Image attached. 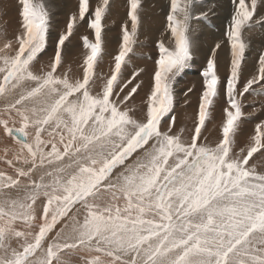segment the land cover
<instances>
[{
	"label": "snow or ice",
	"instance_id": "snow-or-ice-1",
	"mask_svg": "<svg viewBox=\"0 0 264 264\" xmlns=\"http://www.w3.org/2000/svg\"><path fill=\"white\" fill-rule=\"evenodd\" d=\"M17 2L18 29L0 35V134L12 142L0 148V264H264V165L251 163L264 156V120L238 144L244 97L256 86L264 93V53L241 82L258 0H231L228 75H219L218 42L200 73L193 127L179 131L174 85L193 56L194 0H169L139 109L131 101L145 70L123 74L139 43L143 0H127L106 76L96 69L111 0H77L38 69L50 9L46 0ZM81 23L92 38L81 37L85 55L74 73L64 49ZM221 93L219 136L208 142Z\"/></svg>",
	"mask_w": 264,
	"mask_h": 264
},
{
	"label": "bare ground",
	"instance_id": "bare-ground-1",
	"mask_svg": "<svg viewBox=\"0 0 264 264\" xmlns=\"http://www.w3.org/2000/svg\"><path fill=\"white\" fill-rule=\"evenodd\" d=\"M113 1L114 0H112V2ZM116 1H117L116 3H118V8L120 7L119 3H121L123 5V7L121 8L120 11L117 10L120 14V17H119L118 21L116 22L115 28H113L110 33L107 32V35L109 34L110 36H105V38L108 39L106 42L115 43V44L120 42V36L117 39L115 36V32L118 30V34L121 35V32H119V30L121 29V25L127 19V15H126V13H127V0H116ZM226 1H227V3H225V0H194L193 15L195 13H198L201 16V18H197V19L191 21L192 30L193 31L198 30L197 33L193 32L191 30L192 34H193V35L191 34V40H192V45H193L192 51H193L194 59H193V61L190 62V66H188V68L191 70V74L187 75L184 71L179 76V77L183 76V77L187 78L186 80H184L185 79L184 78L181 81V84L186 85L185 87H183V85H182V87L179 89L181 94L182 93L185 94V92H187V90L190 87L192 88V91L190 93H188L187 96L184 95V97H182V99H181V100H184V103L183 104L181 103V105L179 107H176L177 109H176L175 117L177 120L181 118V120L179 122H177V123L175 122V125L176 124H177V126L180 125L178 129L176 128L177 131H179V129L182 125L186 126L188 129H191L193 127V124L195 121V116L193 115V117L191 118V116L189 117V115H187L186 113H193V112L195 113L196 109L194 111H191V110L198 107L199 101H197V99L199 98V94H200L201 88H202V77H201L200 73L203 70V68L206 67L207 60L211 56V52H212L211 50L213 49V47L218 42L221 43V48L217 50V54H216V59L218 62V69H219V75L221 76L222 79L228 75L229 64H230V47H229L227 38L225 36V31H226L227 25L230 23V18H231L232 12H233V4H232L231 0H226ZM46 2L48 4V6H50L51 13L55 10L54 13H55L56 18H55V20L52 19V22L54 20L53 27L54 26L58 27L57 29L56 28L54 29L53 27L50 28L51 30L49 29L48 42H50L52 39L56 40L57 32L62 31L65 28L68 16L75 9L77 3L74 2V4L72 5L71 3L67 4L65 2V5L62 7V6H60L59 0H47ZM259 2H260V0H259ZM0 3H1L0 5L5 6V7H8L11 3L16 4V6L14 7V10L12 12H10L8 9L1 14V16L6 19L5 21L7 24V28L9 30V33L12 36L13 33H15L19 27L18 2H17V0H0ZM92 3H93V5H95L96 0H92ZM70 4H71L73 9L69 8V7H71ZM112 4H114V3H112ZM113 7H114V5H113ZM226 8L228 9V11ZM257 8H258V10H257V15H256L255 19L258 21V20L264 18V6H261V2H260L259 6H257ZM114 9L110 8V11L114 12L115 11ZM143 9L147 10V12L143 10L145 18L142 20L141 28L145 31L146 35L154 36L153 34H159L160 31L155 30V28H160L158 26L160 24H164V25L167 24L166 17H167L168 11H169V0H143ZM160 9H162L163 11L160 12L159 11ZM223 9L226 10V14H225ZM116 12H114V13H116ZM201 13H205L206 15L202 16ZM206 17L209 18L208 21L205 20ZM116 20H117V18H116ZM80 25H79L80 27H79V31H78L79 35L76 34L77 35V38H76L77 43L75 45V48L72 45L73 49H76V50H73L74 53H76V54H71V55L69 54L70 57H69V55L65 56V59H68V60L70 59L69 63L72 65L74 70L78 69L77 65L82 62L83 56L85 55V49L83 48V45H82V40H81L82 35L81 34H83V36L88 35L90 39L92 38L91 32L87 28V24L81 23ZM262 27H264V21L260 23L259 28H262ZM246 32H248V30H246ZM162 33H163V30H162ZM104 34H106V32ZM247 37H250L249 40L251 41V46H253L254 43H256L257 46H253V47H255L254 51H252V52L248 51L245 54V61H244V66H243L244 69H243V73H242V83L246 79L250 78V76L252 74H254L256 67H257L258 58L262 53H264V31H260L255 36H247ZM163 38L165 39V43H167L166 35ZM54 44H55V42H54ZM73 44H74V42H73ZM142 48H143V46H142ZM115 49H116V51H118L117 47H115ZM144 49H145V51H147L146 47ZM249 49H251V48H249ZM111 50H113V49H111ZM137 50H138V47H137ZM257 52H258V54H257ZM152 53L153 54L151 56L149 55L150 56L149 58H144V57L129 58V63L126 67V69H127L126 71L128 73L130 72V74L132 73V71H133L132 69L135 67V64L137 65V68H141V67L147 68V69L143 68L145 71L139 77V79L144 81V85H143L142 89L139 90V94L137 96V99H140L141 97H142L141 99H144L145 94L148 91V82L150 80L151 71L154 67V59L157 57L156 55L158 54L157 51L155 53L153 51ZM51 54H53V53H51ZM246 57H247V59H246ZM108 59H109V57H108ZM78 71H79V69H78ZM128 73H126V74L128 75ZM194 81H197V82H194ZM193 83H195V84L198 83V84L193 85ZM256 87H257L256 92L246 94V96L244 97V100H243V102H245L247 104V107L246 108L244 107V109H246L250 114L252 111H259V108L263 107V105H264V93L260 92L259 86H256ZM221 96H222V98H220V101L217 99L219 101V106H217L219 109H216L217 114L215 116V119L208 121L207 125H206L207 127L205 129V131L208 132L209 130H211V129L213 130L215 128V131L213 132V137H214V134L219 135V126H220L221 121H222L223 108L225 107V99H224V96L222 93H221ZM256 100L259 103H255ZM215 104L218 105V103H215ZM260 109L261 110L259 112L263 114V120H264V108H260ZM216 111H214V112H216ZM251 115H253V114H251ZM212 116H211V118H212ZM249 117L248 118L245 117L242 120L240 127H242L243 125L245 126V128L248 125L255 127L256 123L261 121L259 119L258 120L254 119V118H258V117H250V118ZM250 134H251V131L248 130V128H246L245 131H243L245 141H243L241 139L240 140L242 142L247 143ZM213 140H214V138H213ZM3 142L4 143H2V144H4V145L9 144V143H7V140H5V138H4ZM2 144L0 143L1 146H4ZM0 167H1L0 169H3V168H5V165L2 162H0Z\"/></svg>",
	"mask_w": 264,
	"mask_h": 264
},
{
	"label": "rangeland",
	"instance_id": "rangeland-1",
	"mask_svg": "<svg viewBox=\"0 0 264 264\" xmlns=\"http://www.w3.org/2000/svg\"><path fill=\"white\" fill-rule=\"evenodd\" d=\"M47 1V0H46ZM59 2H60V6H64L65 5V2L68 4V3H71L72 5L74 4V2L75 3H77V0H59ZM73 2V3H72ZM117 1L116 0H114L113 2H112V0H111V8L112 9H114L115 7V11L114 12H116L117 10H121V8L123 7V5L121 4V3H119V8H118V3H116ZM112 3H114V4H112ZM225 3H227V1L225 0ZM1 4V3H0ZM66 4V5H67ZM71 4H70V6H71ZM259 4H260V2H259V0H258V6H259ZM113 5H114V7H113ZM16 6V4H10L8 7H5V6H2V5H0V35H2L4 32H6L7 33V35H8V37L10 38L11 37V34L9 33V30H8V28H7V24H6V19L4 18V17H2L1 16V14L3 13V12H5L6 10H8L9 9V11L10 12H12L13 10H14V7ZM49 7V9H50V6H48ZM70 9H73L72 8V6L71 7H69ZM68 8V9H69ZM118 8V9H117ZM69 9V10H70ZM227 9V8H226ZM144 10V9H143ZM224 10V12H225V14H226V10L225 9H223ZM144 11H146L147 12V10H144ZM160 12H162L163 10L162 9H160L159 10ZM227 11H228V9H227ZM55 10L51 13V11H50V17H51V19H50V28H52L53 27V22H54V20H55V18H56V16H55ZM111 12V11H110ZM109 12V14H108V17H107V19H106V21H105V24H106V28H105V32H106V34H104V38H105V36H110L109 34L107 35V32L108 33H110L111 32V30L113 29V28H115V25H116V22L118 21V19H119V17H120V14H119V12L117 11L116 13H114L113 11L110 13ZM54 13V14H53ZM53 14V15H52ZM111 14V15H110ZM117 14V15H116ZM142 20L145 18V16H144V12H142ZM197 14V15H196ZM114 16V17H113ZM117 16V17H116ZM194 19L193 20H195V19H197V18H201V16L198 14V13H195L194 14ZM116 18H117V20H116ZM52 19H54L53 20V22H52ZM205 20L206 21H208L209 20V18H205ZM258 21H260V23L261 22H263L264 21V19H260V20H258ZM260 23H257L256 25H254L251 29H249L248 30V32H246L245 31V36H244V38H245V40H246V42H247V44H248V47H247V49H246V53L248 52V51H254L255 49V47H253V46H257V44L256 43H254L253 44V46H251V41L249 40V38L250 37H247V36H255V35H257V33H259L260 31H264V27H262V28H259V26H260ZM81 26V25H80ZM79 26V27H80ZM160 28H155V30H157V31H160V33L159 34H153L154 36H152V35H146V33H145V31L141 28V30H140V32H139V43L136 45V47H135V49H134V51H133V53H131L130 54V58H134V57H144V58H149L153 53V51H154V53L157 51V49H156V44H157V42L159 41V40H161V36H162V30H163V33H165V29H166V25H164V24H160V25H158ZM79 27H78V29L74 32L75 34H73V36L70 38V41H68V42H66V46H65V49H64V56H67V55H71V54H76V53H74V51L73 50H76V49H73V47L75 48V45H76V43H77V41H76V38H77V35H79ZM49 28V29H50ZM54 29L56 28H58L57 26H54L53 27ZM51 30V29H50ZM53 30V29H52ZM107 30V31H106ZM121 30V29H120ZM119 30V32H121ZM191 30H192V28H191ZM54 31V30H53ZM193 31V30H192ZM192 31H190V37H191V34H192ZM60 32L61 31H58L57 32V38H56V40H54V39H52L50 42H48V49H46V51L39 57V62L36 64V68L38 69L39 67H40V64H42V63H46L48 60H49V58H50V56L52 57L53 56V54H54V51H55V46H56V41H57V39H58V36H59V34H60ZM193 32H198V30H194ZM82 33V32H81ZM80 33V34H81ZM77 34V35H76ZM142 34V35H141ZM82 36H83V34H81ZM193 35V34H192ZM49 36V35H48ZM115 36H116V38L118 39L119 38V36H121L120 34H118V30L115 32ZM157 36V37H156ZM74 38V39H73ZM157 38V39H156ZM159 38V39H158ZM75 40V41H74ZM108 39H104V54H103V57H102V60L100 61V63H99V65L97 66V69H96V71H98L97 72V74L98 75H104V76H106V75H108L109 73H110V70H111V66H112V64H113V57L112 56H114L115 54H116V49H115V47H117V48H119V42L118 43H110V42H106ZM250 41V42H249ZM54 42H55V44H54ZM73 42H74V44H73ZM53 43V44H52ZM68 44V45H67ZM250 44V45H249ZM51 47H50V46ZM72 45H73V47H72ZM145 45V46H144ZM142 46H143V48H142ZM113 47V48H112ZM137 47H138V50H137ZM146 47V50L147 51H145V48ZM149 47V48H148ZM113 49V50H111V49ZM249 48H251V49H249ZM106 50V51H105ZM145 52H144V51ZM110 51V52H109ZM140 51V52H139ZM212 51V50H211ZM107 52V53H106ZM193 52V51H192ZM51 53H53V54H51ZM148 53V54H147ZM151 53V54H150ZM245 53V54H246ZM51 54V55H50ZM112 54V55H111ZM257 54H258V52H257ZM70 55H69V57H70ZM150 55V56H149ZM109 57V59H108V57ZM154 56V55H153ZM157 56V55H156ZM155 56V57H156ZM68 57V58H69ZM248 57V56H247ZM247 57H246V59H247ZM107 61H106V60ZM193 59H194V56H192V59H191V61H193ZM190 61V62H191ZM70 62V59L68 60V59H65V66H67L68 64H70L69 63ZM190 62H189V65L188 66H190ZM110 64V65H109ZM243 66H244V64H243ZM141 68H145V67H141ZM99 69V70H98ZM135 69H138L137 68V65L135 64V67L132 69L133 71L135 70ZM145 69H147V68H145ZM243 69H244V67H243ZM127 69H125V71H124V78L125 79H127V78H129V76H130V72L128 73L127 71H126ZM103 71V72H102ZM132 71V72H133ZM185 73L188 75V74H191V70L187 67L185 70ZM183 71V72H184ZM79 71H78V69L76 70H74V73H78ZM105 72V73H104ZM182 72V73H183ZM126 73H128V75L126 74ZM181 73V74H182ZM106 74V75H105ZM180 74V75H181ZM179 75V76H180ZM178 76V78H177V80H176V82H175V85H174V88H175V100H174V111H173V113H172V115H175V113H176V107H179L180 105H181V103L183 104L184 103V100H181L182 99V97H184V93H182L181 94V92H180V88L182 87V85L183 84H181V81L185 78V77H183V76H181V77H179ZM187 78H185L184 80H186ZM102 81H98L97 82V87L99 86V84L101 83ZM194 82H197V81H194ZM242 82V81H241ZM196 84H198V83H196ZM195 83H193V85H196ZM192 85V86H193ZM186 85L184 84L183 85V87H185ZM145 88V87H144ZM191 88V87H190ZM137 96L138 95H136L135 96V98L131 101V104L132 105H134V106H136V108L137 109H139L140 107L139 106H141V102H142V100L143 99H137ZM199 96H200V94H199ZM144 98V97H143ZM220 98H222V96L220 95L217 99L220 101ZM141 100V101H140ZM216 101V103H218V105L217 104H215L214 105V110H213V113H212V118L210 119V120H214L215 119V116H216V114H217V111H216V109H219L217 106H219V101ZM197 101H199V98L197 99ZM255 103H259L257 100H256V102ZM244 105H245V108L247 107V104L244 102ZM260 108H264V105H263V107H260ZM259 108V111L261 110ZM196 109V111H195V113L193 112V113H186L187 115H189V117L191 116V118L193 117V115L196 117V113H197V109H198V107H196V108H194L193 110H191V111H194ZM214 111H216V112H214ZM259 111H252L251 112V114H253V115H251L246 109H244V112L246 113V118H248L249 116L250 117H258V118H254L255 120H263V114L262 113H260ZM215 113V114H214ZM141 115V113L140 112H137V116H140ZM249 117V118H250ZM181 120V118L180 119H176V123L177 122H179ZM209 120V121H210ZM165 123V126L167 125V120L164 122ZM176 127H175V130H177L178 128H179V126L180 125H178L177 126V124L175 125ZM184 125H182L181 127H180V129L181 128H185L186 130H188V128L186 127V126H184ZM207 127V126H206ZM177 128V129H176ZM243 128V129H242ZM246 128H248V130H250L251 131V134L253 133V130H254V127L253 126H251V125H248ZM245 126L243 125L242 127H240V130H239V136H238V144H239V147H243L246 143L245 142H242L241 140H243V141H245V138H244V135H243V131H245ZM215 131V128L212 130H209L208 132H206L205 130H204V136L205 137H207V140H208V142H214L215 141V139H217V137L219 136V135H215L214 134V137H213V132ZM208 133V134H207ZM250 134V135H251ZM240 137V138H239ZM185 138H187V131L185 132ZM213 138H214V140H213ZM243 138V139H242ZM0 143L2 144V143H4L3 141H4V138L2 137V134H0ZM9 140H10V138H8ZM8 139H5V140H7V143H9V145L12 143L11 142V140L9 141ZM241 139V140H240ZM2 141V142H1ZM2 145H4V144H2ZM5 146V145H4ZM4 146H1L0 145V148H3ZM237 150H239V149H237ZM251 163H258V164H260V165H264V156H261L260 154H257L255 157H254V159H253V161H251ZM1 168V167H0Z\"/></svg>",
	"mask_w": 264,
	"mask_h": 264
}]
</instances>
